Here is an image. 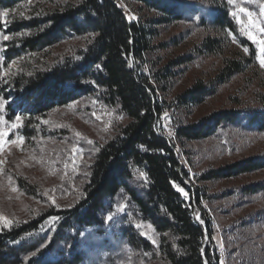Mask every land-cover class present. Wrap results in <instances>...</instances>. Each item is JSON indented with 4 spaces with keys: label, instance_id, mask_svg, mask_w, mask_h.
<instances>
[{
    "label": "trees",
    "instance_id": "obj_1",
    "mask_svg": "<svg viewBox=\"0 0 264 264\" xmlns=\"http://www.w3.org/2000/svg\"><path fill=\"white\" fill-rule=\"evenodd\" d=\"M133 1L157 16L129 20L116 0H0V13L16 11L3 29L9 39L1 42L0 99L6 103L0 119L19 116L14 132L27 142L39 139L41 145L57 134L50 129L48 114L81 99H98L127 118L105 142L92 144L82 193L71 207L49 205L24 221L0 227V264H220L201 196L196 190L190 204L175 188L188 180L177 143L207 138L223 125L264 131V96L255 110H219L196 122H180L173 136H167L158 127L165 102L157 85H166L174 69L192 56H178L159 67L152 53L166 44L153 39L160 25L189 21L233 34L249 49V64H255L256 50L239 32L226 0ZM64 42L74 45L51 56V48ZM199 47L198 52L222 54L218 38L206 36ZM14 59H20L18 68L5 78ZM223 63L217 85L245 67L230 57ZM214 89L198 80L173 100L177 107L197 105ZM263 168L264 157H248L205 170L198 180H222ZM16 183L35 195L26 180L17 178ZM262 190L264 182L243 188L249 194Z\"/></svg>",
    "mask_w": 264,
    "mask_h": 264
},
{
    "label": "rangeland",
    "instance_id": "obj_2",
    "mask_svg": "<svg viewBox=\"0 0 264 264\" xmlns=\"http://www.w3.org/2000/svg\"><path fill=\"white\" fill-rule=\"evenodd\" d=\"M116 1L129 20L157 16V12L133 0ZM226 1L239 32L256 50L255 64L245 61L248 56L244 52L245 47L226 30L199 27L189 21L157 27L154 44H166L152 53V60L157 61L159 67L178 56H192L190 62L174 69L175 75L166 85H157L158 97L165 102L158 127L167 136H173V128L180 122H196L202 116L219 110L250 111L260 107L262 94L264 96V67L260 61L264 59V53L260 52L258 41L263 39L260 29L264 25V0ZM241 8L247 9V12L240 11ZM4 12L8 13L6 17L2 15ZM4 12L0 13V52L5 36L3 29L16 11ZM249 13L254 21L252 24L249 23ZM249 32L257 37V42H253ZM206 36L221 40V55L210 54L205 49L198 52ZM71 45L74 43L64 42L54 46L51 56L62 55ZM225 57L242 60L245 67L242 73L217 85L216 78ZM19 62L20 59H14L9 63L5 78L13 76ZM198 80L215 86L214 91L197 105L177 107L173 100L175 96ZM11 100L10 97L7 103ZM46 119L50 129L57 134L43 139L41 145L39 139L35 143L24 139L22 144L12 143L21 137L14 132L16 127L12 125H20L21 120L5 122L0 119V132L7 133L0 137V217H6L8 221L0 220V227L24 221L49 205L71 207L81 196L91 161L89 152L92 144H102L127 121L116 108L106 106L95 98L81 99L56 108ZM177 151L188 173V180L184 181V185L175 184V188L177 190L179 186L188 193L187 198L182 197L190 204L196 200V190L201 196L200 206L213 226L219 263L264 264V190L253 194L243 191L248 185L264 182V168L222 180H198L205 170L248 157H264V131L241 125H223L207 138L177 143ZM17 178L29 182L35 188V195H27L20 190Z\"/></svg>",
    "mask_w": 264,
    "mask_h": 264
},
{
    "label": "snow or ice",
    "instance_id": "obj_3",
    "mask_svg": "<svg viewBox=\"0 0 264 264\" xmlns=\"http://www.w3.org/2000/svg\"><path fill=\"white\" fill-rule=\"evenodd\" d=\"M240 11H242V12H247V9L241 8ZM262 11H264V10H262ZM7 14H8L7 12H4L2 15L6 17ZM249 23H250V24L254 23V21H253L252 18H251V14H250V13H249ZM260 30H261L262 32H264V28H262V29H260ZM248 35H249V37L253 40V42H257V37H256L252 32H249ZM3 39H4L5 41H7V40L9 39V37H8L7 35H5V36L3 37ZM258 43H259V45H260V52H261V53H264V39L259 40ZM248 51H249L248 48H244V52H248ZM128 63H129V65H131V61H128ZM260 63H261V66L264 67V59H262V60L260 61ZM5 103H6V100H4V99H0V108H3L4 105H5ZM165 115H166V114H165ZM16 121H17V122L20 121V117H19V116L16 117ZM18 126H19L18 123H14V124L12 125V127H14V128H15V127H18ZM5 135H7V133L0 132V137H3V136H5ZM0 143H2V142H0ZM12 143H14V144H22V143H23V137H20V138H18L17 140L12 141ZM0 163H2V161H0ZM141 175H144V174L141 173ZM177 191H178L180 194H182L183 197H185V198L188 197V193L185 192L183 188H180L179 186H177ZM109 219H111V217H109ZM0 220H4L5 222H8L6 217H0ZM197 223H199V224L202 225V224H204V221H203V220H200L199 218H197Z\"/></svg>",
    "mask_w": 264,
    "mask_h": 264
}]
</instances>
